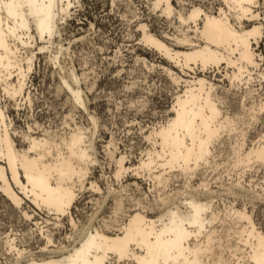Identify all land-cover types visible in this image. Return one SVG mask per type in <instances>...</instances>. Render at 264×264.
I'll use <instances>...</instances> for the list:
<instances>
[{
	"label": "rangeland",
	"instance_id": "rangeland-1",
	"mask_svg": "<svg viewBox=\"0 0 264 264\" xmlns=\"http://www.w3.org/2000/svg\"><path fill=\"white\" fill-rule=\"evenodd\" d=\"M79 1L60 21L51 42L36 39L26 49L18 45L20 57L34 56L25 80V97L12 101L1 95V105L9 129L16 133L13 138L19 149L27 148L23 134L41 137L48 132L61 138L79 127L93 146L90 154L96 163L90 166L83 187L78 185L77 199L68 215L58 216L38 208L21 194L23 201L17 206L0 189V264H29L32 259L51 257L58 249L71 250L76 240L92 230L110 227L116 231L130 214L142 208L155 219L164 205H178L193 194L204 193V198L212 200V211L218 215L212 226L219 234L224 235L230 226L228 215L236 209L251 214L256 228L264 232V159L236 165L233 151L241 142H245L244 148H251L264 141V116L259 114L260 119L254 122L242 108L243 104L248 108L264 101V42L252 45L261 58L259 67L250 70V83H246L248 74L243 81L233 82L229 76L235 69L224 64L205 73L196 67H176L142 42L140 29L144 25L157 37H168V45L181 32L191 31L195 37L194 25L188 29L176 13L193 6L216 11L221 0H171L175 9L171 16L163 13V6L155 7V0ZM255 10L264 26V0H259ZM40 48L45 50L41 52ZM168 70L185 80L204 75L216 85L222 111L243 117L239 130L231 136L222 135L209 161L200 163L193 176H185L177 169L166 176L167 183H158L153 176L156 170H135L148 159L152 149L147 136L168 123L175 100L185 87L175 83ZM16 75L14 72L12 78L15 84ZM71 75L78 79L74 86L80 90L85 107L74 102L63 83ZM112 156L123 157L128 169L119 178ZM252 195H262L263 200L251 201ZM47 237H51V244ZM222 240L223 259L245 264L242 259L230 257L229 248L236 241L230 244ZM11 244L15 247L11 248Z\"/></svg>",
	"mask_w": 264,
	"mask_h": 264
},
{
	"label": "bare ground",
	"instance_id": "bare-ground-1",
	"mask_svg": "<svg viewBox=\"0 0 264 264\" xmlns=\"http://www.w3.org/2000/svg\"><path fill=\"white\" fill-rule=\"evenodd\" d=\"M79 2L0 0V163L4 164L0 165V189L17 206L23 201L19 197L21 194L36 207L58 216L70 214L77 199L78 185L83 187L90 166L96 163L90 154L93 146L85 131L77 127L61 138L48 132L41 137L23 134L27 148L19 149L13 138L16 133L7 125L1 95L12 101L25 97V80L34 56L20 57L18 45L26 49L36 39L51 42L69 8ZM258 5L259 0H221V6L225 8L220 6L216 11L193 6L176 15L188 29H192L189 25H194L195 37L191 31L181 32L168 45V37L159 38L142 25V42L182 70L196 67L205 73L224 64L235 69L229 76L233 82L243 81L248 76V84L250 70L259 67L258 59L261 58L252 45L264 42L262 18L255 10ZM160 6L164 7L163 13L167 16L174 15L171 0H155V7ZM39 50L42 52L45 48ZM14 72L18 77L16 84L12 81ZM168 72L175 83L185 85L184 90L175 100L168 123L147 136L152 149L147 153L148 159L135 170L136 173L156 170L153 176L158 183H167L166 176L177 169L185 176H193L200 163L209 161L212 148L221 136H231L239 130L238 124L243 117L239 114L232 117L222 111L221 98L215 93L216 85L204 75L185 80L171 70ZM245 74L248 75L245 77ZM68 78L63 79L65 87L74 102L85 107L80 90L74 86L78 83L77 77L71 75ZM242 108L254 122L260 119L259 114L264 116V101L248 108L243 104ZM242 140H245L243 136ZM244 143L233 147L236 165L263 161L264 141L251 148H244ZM114 160L119 178L128 169L123 157ZM91 186L96 188L95 183ZM204 195L193 194L178 205H164L155 219L148 217L144 208L139 209L116 231L110 227L92 230L80 241L76 240L77 244L71 250L67 247L58 249L52 252L55 256L32 259L29 264H108L111 259L127 261V264H233V260L226 261L222 257V238L230 244L232 240L236 241L229 248L231 259H242L245 264H264V232L256 228L251 214L232 210L228 215L230 226L221 235L212 226L218 219L217 212L212 211V200H207ZM261 196L252 195L249 199L263 200ZM25 216L28 217L27 213ZM71 222L74 225V221ZM47 239L51 244V237Z\"/></svg>",
	"mask_w": 264,
	"mask_h": 264
}]
</instances>
